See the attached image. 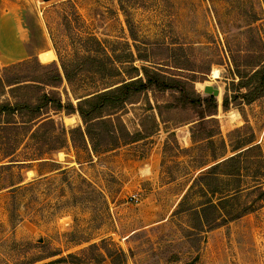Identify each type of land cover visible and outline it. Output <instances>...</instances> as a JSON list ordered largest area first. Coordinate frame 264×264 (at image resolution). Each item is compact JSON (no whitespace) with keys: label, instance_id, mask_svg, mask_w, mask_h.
<instances>
[{"label":"rangeland","instance_id":"rangeland-1","mask_svg":"<svg viewBox=\"0 0 264 264\" xmlns=\"http://www.w3.org/2000/svg\"><path fill=\"white\" fill-rule=\"evenodd\" d=\"M48 47L57 56L48 62L71 72L55 89L74 103L132 64L196 74L202 95L206 85L220 90L216 120L206 124L216 133L198 139L204 130L194 112L149 93L120 111L130 131L147 128V139L97 152L69 141L5 165L6 148L22 159L35 140L3 127L13 118H0V264H264V207L250 189L259 155L243 163L241 177L213 174L194 183L239 144H259L264 158V97L240 109L223 106L240 79L236 64H254L264 51V0H0V75L23 59L48 63L38 56ZM131 51L147 60L132 61ZM38 92L7 87L0 101ZM52 115L67 129L82 124L78 113ZM238 180L245 188L230 197ZM222 219L228 222L213 225Z\"/></svg>","mask_w":264,"mask_h":264},{"label":"trees","instance_id":"trees-1","mask_svg":"<svg viewBox=\"0 0 264 264\" xmlns=\"http://www.w3.org/2000/svg\"><path fill=\"white\" fill-rule=\"evenodd\" d=\"M124 8L129 25L130 33L136 40V33L133 28V18L129 15L128 8ZM131 59L146 61L147 59L138 55L135 59L131 51ZM248 55V54H246ZM94 63L102 60L95 56H88ZM246 57V56H244ZM89 60V61H91ZM264 51L261 57L254 63L236 64V74L239 76V82L232 81V85L223 99V106L227 110L230 105L240 107L243 103L250 104L255 100L264 97ZM35 67V70L32 68ZM177 68V67H176ZM168 70L161 68H151L145 65L139 66L132 64L127 72L117 71L113 74L115 81L104 84L103 88L80 96L74 103L70 98L64 100L60 93L55 89L63 83L64 79L71 78V72L66 66L62 70L56 61L42 63L39 60L23 59L3 67V73L0 75V91L7 87L14 92L18 89L36 87L39 89L37 96H25L16 98L15 101H0V118H13L6 120L3 124L5 128H14L25 130L29 133V138H33L34 149L23 155L22 159H16V149L8 147L3 152V159H10L5 165H11L10 162L18 161V164H26L28 161L42 157L43 148L48 147L51 151H57L65 147L70 141L74 146H91L94 152L102 149L116 148L121 143H132L142 139H147L150 132L141 123V127L134 132L130 131L122 120L120 111L128 104L136 103L143 95L152 93L158 99L159 95L168 94L171 102L169 107L178 110H187L194 112L195 120L200 123L198 127L204 132L199 136L209 138L215 135L213 131L206 128V124L216 120L215 115L218 112L217 97L213 94L202 95L195 88L197 76H177ZM209 69V68H208ZM38 73L36 76L35 73ZM232 94H230V92ZM151 107V102L149 101ZM65 112L67 115L78 113L82 119V124L67 129L63 121H57L52 113ZM160 115L162 112H160ZM19 118H22L19 119ZM239 144L236 147L237 153L221 162L211 166V171L200 174L195 178L194 183H198L207 175H232L241 177L243 163L251 158V154L259 155L257 162L259 167L255 173L254 186L250 189L255 193V203L264 207V158L259 144ZM28 146L31 144L28 142ZM255 152V153H254ZM253 155V156H257ZM10 161V162H9ZM233 164V170L231 165ZM224 169L220 172L221 169ZM243 182L239 181L235 187L231 186L226 191L230 197L241 193ZM246 184V183H245ZM247 187H250L247 186ZM229 191V192H228ZM213 194L219 192L214 188ZM223 192V191H222ZM241 213L234 216L239 217ZM228 222L227 219L216 220L213 225H220ZM123 253V252H122ZM52 252L50 255H57Z\"/></svg>","mask_w":264,"mask_h":264},{"label":"bare ground","instance_id":"bare-ground-1","mask_svg":"<svg viewBox=\"0 0 264 264\" xmlns=\"http://www.w3.org/2000/svg\"><path fill=\"white\" fill-rule=\"evenodd\" d=\"M39 57H40L41 61L48 62L57 56H56L55 52H53V51H43L40 53ZM216 75H217V72L214 71L213 76H216Z\"/></svg>","mask_w":264,"mask_h":264},{"label":"water","instance_id":"water-1","mask_svg":"<svg viewBox=\"0 0 264 264\" xmlns=\"http://www.w3.org/2000/svg\"><path fill=\"white\" fill-rule=\"evenodd\" d=\"M44 1H49V0H44ZM204 91L207 94H213L214 96H218L220 94V90L218 88H214L211 85H206Z\"/></svg>","mask_w":264,"mask_h":264},{"label":"crops","instance_id":"crops-1","mask_svg":"<svg viewBox=\"0 0 264 264\" xmlns=\"http://www.w3.org/2000/svg\"><path fill=\"white\" fill-rule=\"evenodd\" d=\"M43 51H53V52H55L54 49H52V47H48V48H46V49H43L41 52H43ZM41 52H40V53H41ZM40 53L38 54V56H40ZM22 54H23V53H21L20 51H13V52H11L10 55H11V56H16V57L21 56V57H19V58L21 59V58H23V57H22Z\"/></svg>","mask_w":264,"mask_h":264}]
</instances>
